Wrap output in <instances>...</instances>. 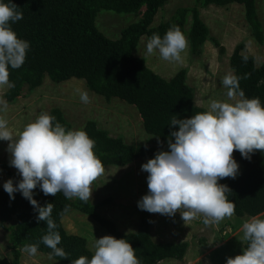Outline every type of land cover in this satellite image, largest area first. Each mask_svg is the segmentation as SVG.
Returning a JSON list of instances; mask_svg holds the SVG:
<instances>
[{"label": "trees", "instance_id": "trees-1", "mask_svg": "<svg viewBox=\"0 0 264 264\" xmlns=\"http://www.w3.org/2000/svg\"><path fill=\"white\" fill-rule=\"evenodd\" d=\"M169 0H4L16 4L23 13V19L11 23L18 37L30 43L24 64L18 69L9 66V87L5 93L8 101H14L27 86L31 89L42 85L44 77L60 83L71 78L83 79L89 90L105 99L119 98L133 105L142 118L145 131L156 139V145L130 144L122 137H113L88 120L82 128L95 141L94 152L105 166H124L140 158H154L158 151L169 150L168 139L171 131H178V125L169 126L173 117L190 118L198 112L206 111L194 101V93L186 81V70H179L166 79L153 71L146 61L137 57L134 50L143 35L150 39L154 34L163 38L166 32L178 26L188 34L193 52L207 41L210 29L200 16V6L216 4L220 6L238 3L244 6L246 19L259 43L264 42V30L260 21L256 0H196L195 6L179 7L167 21L152 26L160 8ZM101 9L117 13H140L137 22L125 27L121 36L112 39L99 30L96 17ZM191 25L186 29L188 15ZM215 43L223 51L218 41ZM243 43L238 44L229 59V66L240 79V89L246 98L258 97L264 106V61L256 64L253 54L245 51ZM247 56L245 63L242 57ZM49 115L54 116L53 125L59 123L66 131L71 124L58 107H53ZM174 140V137L172 138ZM159 141V142H158ZM235 158L242 170L236 178H223L219 181L231 191L226 195L235 204V214L254 217L264 213V152L259 150L244 158L235 151ZM0 166L11 173L7 166ZM22 179L14 175V184ZM15 198L0 189V228L15 219L9 226L12 260L0 256V264H21L25 245L37 244L38 251L56 260L72 264L80 256L89 260L94 252L88 246L86 237L69 233L62 218L72 208L85 213L99 223L116 238L126 239L134 248L140 264H155L164 259L184 258L189 243L187 241H156L152 237L151 214L142 210L138 228L124 232L116 223L103 216L98 209L108 200L93 203L79 198L67 199L62 192L56 196L45 195L39 185L33 191V198L40 206L53 204L51 218L56 223L54 231L59 232L61 242L58 247L68 254L60 258L43 244L42 238L48 233L45 221H37L38 212L28 199L17 191ZM246 247V244L244 245Z\"/></svg>", "mask_w": 264, "mask_h": 264}, {"label": "clouds", "instance_id": "clouds-1", "mask_svg": "<svg viewBox=\"0 0 264 264\" xmlns=\"http://www.w3.org/2000/svg\"><path fill=\"white\" fill-rule=\"evenodd\" d=\"M18 9L16 4L0 0V88L14 87L9 83V66L20 68L30 48V43L19 38L11 27V23L23 19ZM187 45L186 36L176 26L163 38L154 34L147 42L146 55L158 50L162 59L179 62ZM242 59L246 63L248 57ZM247 78L248 74H226L222 84L228 89L227 101L214 100L206 111L190 118L171 119L169 126L179 127L169 134V150L158 151L142 165L148 173V194L138 201V208L167 216L179 211L185 224L199 216L204 217L206 225L219 223L235 214V204L226 195L231 189L219 181L236 178L239 165L233 156L235 151L249 159L257 150L264 152V106L258 97L246 98L240 89L239 80ZM80 99L90 102L87 91L80 93ZM7 110V101L0 97V113ZM54 120V116L43 113L14 133L0 115V140L9 142L10 165L22 177L18 184L8 179L3 188L11 199L19 191L30 201L38 212L37 221L47 224L43 244L55 256L67 258L64 249L58 247L61 236L54 231L53 204L40 206L33 191L39 185L45 195L62 192L67 199L87 202L92 196L91 185L103 174L104 165L94 152L95 141L86 131H66L59 123L53 125ZM242 232L246 247L241 254L227 258L226 264H264V219L250 218L243 223ZM94 247L90 260L80 256L72 264H140L134 248L124 238L104 235L95 240ZM23 250L35 255L38 245H25Z\"/></svg>", "mask_w": 264, "mask_h": 264}, {"label": "rangeland", "instance_id": "rangeland-1", "mask_svg": "<svg viewBox=\"0 0 264 264\" xmlns=\"http://www.w3.org/2000/svg\"><path fill=\"white\" fill-rule=\"evenodd\" d=\"M195 4L196 0H169L158 11L152 26L169 20L177 8L192 7ZM256 6L264 30V0H256ZM200 16L210 29L209 37L198 51L193 52L190 38L188 34H184L188 45L181 53L179 62L162 59L158 50L152 55H146L149 40L147 35L140 38L134 54L143 58L153 71L166 79L185 69L186 81L194 93L195 103L208 110L212 101L228 100L226 95L228 89L223 86L222 79L228 73L234 74L229 66V59L235 47L240 43L245 44V51L253 54L256 64H260L264 61V42L259 43L254 37L245 16L244 6L241 4L200 6ZM139 18L140 13H117L101 9L96 17V25L107 37L116 39L121 36L125 27L137 22ZM191 20L190 14L186 29H189ZM215 41L224 47L223 51ZM8 88V86L0 88V97L8 103L7 112L0 115H4L14 133L22 131L41 114H48L53 107H58L71 124L72 130H79L88 120H94L110 136H120L127 143L156 145V139L145 131L136 107L117 97L105 99L102 95L89 90L83 79L71 78L57 83L45 76L42 85L34 89L26 86L14 101H8L5 97ZM82 91H87L90 102L81 101ZM8 144V141L0 140V163L7 166L11 172H6L0 166V189L10 178L14 183V175L19 174L18 170L10 165L11 154L8 151ZM149 159L151 158L143 157L124 166H105L103 174L91 185L90 200L93 203L108 200L98 211L112 219L124 232L135 231L138 228L142 214V210L138 208V201L148 194V173L142 170V165ZM234 159L239 165L237 174L239 175L242 165L235 156ZM257 217L264 219V213ZM250 218L252 217L234 214L219 223L206 225L203 222L204 217L199 216L185 224L179 211L174 216L152 213L151 231L154 240L189 243L184 258H168L155 264H226L227 258L242 253L245 245L242 241V225ZM62 222L69 233L86 237L93 252L96 239L112 235L92 217L75 208L64 215ZM14 223L15 219L8 222L7 227L0 228V256L9 260H12L9 226ZM23 249L21 248V264H67L41 251L31 255Z\"/></svg>", "mask_w": 264, "mask_h": 264}, {"label": "crops", "instance_id": "crops-1", "mask_svg": "<svg viewBox=\"0 0 264 264\" xmlns=\"http://www.w3.org/2000/svg\"><path fill=\"white\" fill-rule=\"evenodd\" d=\"M263 63V61L262 62H260V64H262ZM260 64H258V65H260Z\"/></svg>", "mask_w": 264, "mask_h": 264}]
</instances>
